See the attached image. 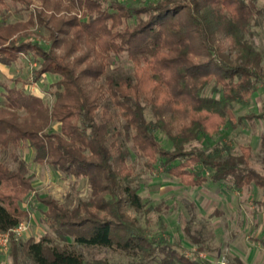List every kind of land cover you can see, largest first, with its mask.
Returning a JSON list of instances; mask_svg holds the SVG:
<instances>
[{
  "label": "trees",
  "instance_id": "obj_1",
  "mask_svg": "<svg viewBox=\"0 0 264 264\" xmlns=\"http://www.w3.org/2000/svg\"><path fill=\"white\" fill-rule=\"evenodd\" d=\"M67 1L77 14L59 15L61 0H54L50 9L31 11L26 21L0 23V64L31 57L34 82L44 74L56 76L50 106L22 87L0 83V151L26 143L34 163L84 178L89 186V196L73 205L35 196L54 238L11 239L13 264H20V248L28 264H108L86 258L81 247L115 248L143 260L159 256L158 264H210L200 255L199 239L191 236L197 248L190 258L181 241L155 235L125 213L126 201L144 214L151 210L131 184L125 144L147 167L158 163L184 185L210 181L230 191L249 184L264 189V172L250 165V145L234 153L226 144H196L227 123L236 127L243 118L264 117V112L238 117L233 112V104H246L264 86L262 55L246 37L264 7L260 0ZM36 24L46 31L48 45L33 38L30 28ZM122 55L130 72L113 66ZM157 131L170 148L156 139ZM259 149L264 151V134ZM12 157L14 166L0 159V232L29 218L23 206L33 190L28 164ZM159 227L164 232V225Z\"/></svg>",
  "mask_w": 264,
  "mask_h": 264
},
{
  "label": "rangeland",
  "instance_id": "obj_2",
  "mask_svg": "<svg viewBox=\"0 0 264 264\" xmlns=\"http://www.w3.org/2000/svg\"><path fill=\"white\" fill-rule=\"evenodd\" d=\"M53 1L47 0L44 4L43 0H32L28 6L20 1L5 0V5L0 6V23L26 21L31 11L41 10L40 7L43 5L50 9ZM122 1L139 4L144 0ZM258 5L264 7V0H260ZM61 6L59 15L67 16L78 13L77 8L67 0H61ZM30 29L33 38L42 40L46 45L49 44V41L44 38L46 35L44 29L39 28L37 24ZM246 37L261 53V64L264 66V16L260 17L258 25L253 26L251 33L246 34ZM35 65L31 57H20L9 66L0 64V83L22 87L25 91L41 96L46 105L50 106L54 101L52 93L55 87L52 83L56 81V76L44 74L39 81L34 82L31 71ZM113 66L128 72L132 70V65L126 55L114 58ZM205 93L210 94L209 88L205 90ZM2 99L0 96V105H2ZM233 112L235 117L264 112V86H260L247 99L246 104H233ZM19 113L23 114L22 111ZM146 115L151 118L148 108ZM119 122L116 120L115 125L118 126ZM52 130L58 131L55 124L52 125ZM262 134H264V117L243 118L236 127H231L227 123L220 128L217 135L211 138H200L196 144L206 147L226 144L234 153L239 151L240 145H250L253 149L250 165L264 172V151H261L258 146ZM155 135L162 146L171 147V143L162 132L157 131ZM125 148L129 150L124 163L130 171L131 184L138 188L145 208L151 209L148 214H144L142 211H136L126 201L124 203L125 213L139 225L147 226L153 234H164L171 240L181 241L183 252L190 258L193 257L197 248V244L191 242V236H193L202 242L204 248L202 255L215 264H218L222 258L226 259L227 264H231L233 262L232 253L236 252V248H244L239 241H249V236L255 234L252 226H246L247 217L251 208L262 207L261 201L264 193L253 184L248 185L240 195H236L223 184L210 181L199 187L184 185L179 178L163 171L158 163L147 167L145 158L135 153L130 143L125 144ZM13 154L19 155L27 162L33 190L23 202V206L29 209V218L22 222L27 223L28 228L19 237H11V239L13 241L38 240L43 235L54 238L52 229L42 219L41 211L44 207L36 201L35 196L47 195L55 198L60 204L73 205L79 198L86 199L89 196V186L84 178L66 175L54 170L48 164L34 163L32 151L26 143L18 149L0 151V159L14 166ZM237 207L243 211L240 214L242 216H240V223L237 221ZM161 224L165 227L164 232L159 227ZM79 249L86 258L105 259L108 264H158L159 256L155 260H143L140 254H132L115 248L81 247ZM9 250L10 242L6 248H0V264H13ZM17 254L20 264L30 262L21 248L18 249Z\"/></svg>",
  "mask_w": 264,
  "mask_h": 264
},
{
  "label": "crops",
  "instance_id": "obj_3",
  "mask_svg": "<svg viewBox=\"0 0 264 264\" xmlns=\"http://www.w3.org/2000/svg\"><path fill=\"white\" fill-rule=\"evenodd\" d=\"M259 146V145H258ZM250 185V184H249ZM259 191L264 193V189L253 184ZM248 186V185H247ZM243 187L240 191H234L236 195H240L244 192V189L247 187ZM262 207L256 208L253 207L250 210V214L248 215V221L246 226L254 229L255 234L253 236H249V241H239V244H243L244 248H236V252L233 254V262L231 264H264V198H262ZM239 205V203H238ZM237 209V221L240 223L241 215L243 211L241 208ZM241 216V217H240ZM244 223V222H243ZM246 246V248H245ZM204 250L201 252L203 254ZM203 258L207 259L210 264H215L209 258L202 255Z\"/></svg>",
  "mask_w": 264,
  "mask_h": 264
},
{
  "label": "built area",
  "instance_id": "obj_4",
  "mask_svg": "<svg viewBox=\"0 0 264 264\" xmlns=\"http://www.w3.org/2000/svg\"><path fill=\"white\" fill-rule=\"evenodd\" d=\"M27 228L28 224L21 221L10 230L0 232V248H6L11 240V237H19L20 235L25 233ZM218 264H227V261L225 258H222Z\"/></svg>",
  "mask_w": 264,
  "mask_h": 264
}]
</instances>
